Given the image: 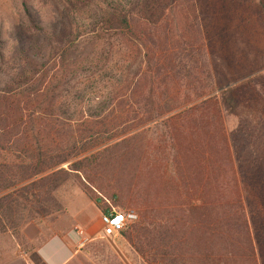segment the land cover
Instances as JSON below:
<instances>
[{
  "label": "trees",
  "instance_id": "obj_1",
  "mask_svg": "<svg viewBox=\"0 0 264 264\" xmlns=\"http://www.w3.org/2000/svg\"><path fill=\"white\" fill-rule=\"evenodd\" d=\"M114 5L116 29L147 48L144 67L134 74L127 69L121 71L112 80L116 87L113 86L114 102L120 99L118 108L126 110V120L120 121L123 125L112 123L107 128L98 122L113 106L98 99L82 111L83 119L76 123L84 127L83 135L72 138L67 148L23 154L25 159L17 155L15 161L0 155V194L74 160L69 171L51 173L44 182L41 179L31 183L26 194L36 193L39 200L45 194V183L65 174L76 177L101 213L112 208L126 211L124 208L136 205L141 219L123 234L148 264H264V242H259L253 231L258 217L252 219V225L246 213L221 107L218 99L211 96L216 86L208 64L195 57L194 41L183 46L182 52H174L167 30L146 24L138 13L127 11L122 4ZM23 8L47 49L31 83L1 79L0 124L4 130L13 112L22 118L31 108L32 116L44 118L41 124L65 118L68 98L73 93L65 91L62 80L82 71L86 64L78 52L80 38L73 28L58 30L51 24L48 31L26 2ZM16 39L17 52L23 56L27 47L21 35ZM196 40L199 44V35ZM0 60L5 62L2 53ZM89 87L90 82L83 89L79 87L73 98L84 105L86 97L95 96ZM168 96H172V103L165 100ZM200 99L204 102L168 120L163 136L168 146L162 147L142 133L119 139ZM127 105L131 110L126 109ZM101 125L103 130L94 132L93 128ZM11 134L14 132L5 133ZM106 173H127L133 180L127 186L119 181L111 185L105 180ZM145 175V192L157 196L156 201L140 198L142 181L138 178L142 180ZM12 198L13 193L0 198V212L6 203L13 202Z\"/></svg>",
  "mask_w": 264,
  "mask_h": 264
},
{
  "label": "rangeland",
  "instance_id": "obj_2",
  "mask_svg": "<svg viewBox=\"0 0 264 264\" xmlns=\"http://www.w3.org/2000/svg\"><path fill=\"white\" fill-rule=\"evenodd\" d=\"M25 2L48 31L51 24L58 30L73 28L80 38L78 52L86 64L82 71L65 77L62 86L74 94L90 82L89 88L95 96L86 97L83 105L71 94L64 112L66 119L47 120V124H41L44 118L40 119L39 115L32 116L33 108L22 118L13 112L6 130L0 124V155L15 161L17 155L25 159L23 154L37 155L40 151L58 152L67 148L72 138L83 135L84 127L76 123L83 119L82 111H87L98 99L113 105L98 122L107 128L112 123L123 125L120 121L126 120V110L123 106L121 110L118 108L120 99L114 102L113 86L116 87L112 80L121 71L127 69L134 74L144 67L147 48L116 29L112 9L119 3L127 11L138 13L146 24L167 30L174 52H182L183 46L195 42H192L195 57L206 62L213 74L216 91L211 96L218 99L221 107L248 219L253 225L252 219L258 217L253 231L257 232L258 241L264 242V0H0V53L5 56V62L0 60V72L3 71L0 81L7 77L18 79L21 84L31 83L46 55L47 45L43 39L40 41V34L25 14ZM17 35H21L27 47L23 56L17 52ZM171 98L168 96L165 100L172 103ZM203 102L204 99L196 100L119 139L142 133L162 147L168 146L163 139L168 120ZM115 109L116 113H111ZM126 109L131 110V106L127 105ZM121 115L125 117L121 119ZM93 129L100 132L103 127ZM11 131L14 134L5 135ZM23 148L30 150L23 153ZM73 161L37 180L43 181L61 170L69 171ZM104 177L111 185L119 181L118 184L127 186L133 180L127 173L125 176L106 173ZM143 177L138 178L142 181L138 190L142 194L140 198L156 201L157 196L145 192L148 176ZM37 180L0 194L2 198L13 193V202L6 203L0 212V264H41L36 251L44 242L56 235L83 233L85 225L87 231L82 239V242L88 240L83 248L85 253L79 254L72 264H148L125 234L103 237L102 213L74 175L59 174L53 182L45 183V194L39 200L34 196L36 193L32 196L25 192ZM129 209L135 210L141 219L136 205L124 208ZM94 215L96 221H92Z\"/></svg>",
  "mask_w": 264,
  "mask_h": 264
},
{
  "label": "crops",
  "instance_id": "obj_3",
  "mask_svg": "<svg viewBox=\"0 0 264 264\" xmlns=\"http://www.w3.org/2000/svg\"><path fill=\"white\" fill-rule=\"evenodd\" d=\"M96 219L97 216L94 215L92 221ZM83 227L87 231V225ZM84 231L79 234L53 236L37 249L36 254L44 264H72L79 254L85 253L83 248L86 243H82V239L85 238Z\"/></svg>",
  "mask_w": 264,
  "mask_h": 264
},
{
  "label": "built area",
  "instance_id": "obj_4",
  "mask_svg": "<svg viewBox=\"0 0 264 264\" xmlns=\"http://www.w3.org/2000/svg\"><path fill=\"white\" fill-rule=\"evenodd\" d=\"M102 235L104 238H113L121 235L131 225L139 220L135 210L118 211L112 208L110 211L101 214ZM88 240L82 243H86Z\"/></svg>",
  "mask_w": 264,
  "mask_h": 264
}]
</instances>
